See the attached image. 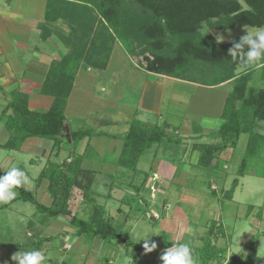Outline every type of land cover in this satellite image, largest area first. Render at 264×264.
Here are the masks:
<instances>
[{"label": "trees", "instance_id": "trees-1", "mask_svg": "<svg viewBox=\"0 0 264 264\" xmlns=\"http://www.w3.org/2000/svg\"><path fill=\"white\" fill-rule=\"evenodd\" d=\"M43 19L48 23L63 21L69 31L68 35L59 38L66 53L50 64L40 90L42 95L52 97L53 102L44 111L29 110L21 100L10 103L11 114L6 115L5 110L1 117L8 133V139L1 148L18 151L28 138H38L52 141L54 158L68 142L74 150L69 154V162L64 160L58 164L48 161V166L37 178V181H47L49 205L38 203L23 186L16 189L18 195L13 201L29 202L52 219L65 218L74 228L73 236L78 238L116 241L133 261L142 256L141 264H148L151 257L181 243H173L160 236V240H155L157 250L144 255L143 244L128 241L112 225L105 207L92 202L91 197H96L93 185L97 172L83 168L82 163L93 132L68 128L66 135L64 130L67 125L65 108L77 70L79 67H91L103 71L112 46L118 42L129 57L149 53L148 57H143L145 72L207 87L230 83L232 90L226 96L220 113L221 125L212 133L214 138L221 139V143L198 144L197 165L210 171L223 167L224 162L220 163L216 152H222L229 146L235 149L237 139L244 135L245 150L235 172L237 178L244 177L247 161L259 156L264 149V132L260 125L264 124V66H261L264 60L244 66L228 55L233 43L240 42V39L217 44L210 31H227L235 27L264 28V0H47ZM203 27L208 31L202 33ZM40 29L43 40L52 35L45 26ZM244 50L247 51L246 45ZM255 73L259 75L257 86L253 85ZM173 137L168 136L164 128L148 126L137 120L130 122L122 139L117 166L135 171L139 157L148 148L181 143ZM82 141H86L84 150L80 154L75 153V146ZM213 159H216V164L212 167ZM4 174L0 170V176ZM237 178L233 179L228 191H223L220 203L232 199ZM133 180L126 186L133 187L134 193L139 195L142 185L134 186ZM208 189L216 198L210 184ZM73 190L80 192L86 205H90L86 219L79 218L69 209ZM252 208L246 207L244 217H248ZM222 227L221 222L209 220L206 235L200 238L201 246L192 248L196 262L256 264L253 242L244 256L233 255L227 259L224 255L227 246L211 244V236L215 241L219 234L224 237ZM107 262L108 258H103L102 263Z\"/></svg>", "mask_w": 264, "mask_h": 264}, {"label": "rangeland", "instance_id": "rangeland-1", "mask_svg": "<svg viewBox=\"0 0 264 264\" xmlns=\"http://www.w3.org/2000/svg\"><path fill=\"white\" fill-rule=\"evenodd\" d=\"M17 6L19 11L27 14L31 13V11L35 14L41 13V7L37 2L31 3V1L29 2L28 0H21L17 3ZM42 15L44 17V12ZM58 22L66 26L63 21ZM246 30L254 33L258 28L235 27L227 31L212 30L210 32L215 38L218 35L224 36L225 39L221 42L224 44L240 39L243 35L247 34ZM207 31V27H203L201 30L202 33ZM57 37L60 38L61 35H57ZM53 38L56 39L54 36ZM56 40L57 42L53 45L59 46V49L55 53L49 52L46 45L42 44L40 41L37 40V42H34L36 43L34 45L36 50L35 52L33 51V45L29 49V52H31L30 54H32V57L30 56L29 58L30 61L35 60L36 52L41 53L44 52V50L47 53L45 54L46 58H49L50 54L60 56V54H62L61 52H63V48L60 44V40ZM115 45L116 44L112 46L113 50ZM113 50L111 52V59L114 52H116L119 57L122 58L123 66L132 69L135 67L137 70H143L145 65L143 57L149 56V53L146 52L139 56L128 57L120 43L116 45L114 52ZM121 51L123 55H121ZM16 52L20 51L17 50ZM22 54L26 56L25 52L20 53V55ZM130 60L132 64L129 62ZM38 62L40 63L41 60ZM35 65L38 66L39 64L34 62L31 67L35 68ZM112 66L113 65H111V68ZM2 68L3 67L0 66V115L5 110L6 112L8 110L10 113L11 109L8 108V105L14 101L21 100L26 106L28 104V92L23 89L20 76H16L15 79L10 80L6 77L7 75H1ZM114 68L118 69L122 68V66L118 62ZM125 71H127V68ZM152 79L154 80V76ZM6 80L7 82L4 83ZM163 81L160 82L162 86L159 84L162 89L159 90L160 101L157 111H146V98L144 101L145 105L141 106L142 102L139 104L141 96L139 97L138 91L137 93H133V96L135 94L131 99V101L133 100V106L129 108L126 107V112L124 111L121 114H112L108 112L113 106H110L109 100L104 97L102 90H98L100 85H94L95 82L93 81L92 83L87 82L83 85L85 89L80 90L81 97L78 96L81 101L75 100L76 98H73V96L71 98L73 99L70 101L72 107L66 112L69 115L68 121H70V125L74 129H90L93 132V136L89 139L91 142L107 139L110 141V144L111 142L114 144V142H122L123 138L121 137L127 132L126 129L129 128L130 125L129 121L132 123L137 120L148 126L164 128L166 134L173 137V129L179 130L181 123L183 124L181 118L183 119L186 117V119H191L193 125L203 129L200 134L191 131L193 136L190 138L184 137L187 140H192L189 144L199 143L202 145L208 143H221V139L219 137L214 138L215 134L213 135L212 133L217 131L221 125L222 121L219 117V110H221L222 102L220 98L227 95L226 92L230 89V83H228L226 87H223L222 91L215 90L217 94L214 90L199 89L193 91L188 104H181V106H178L175 103V106H173V108L171 107L173 111H170L169 106L172 100L170 95H173L172 92L176 91L173 87H169L168 90H163L165 89ZM99 82L101 84L106 83L107 85L108 79H103ZM253 85H259V75L257 73L254 75ZM152 89L154 92L157 90L156 86L152 87ZM74 91H77V89ZM218 92H222V94ZM151 97H153V101H155V94L151 95ZM93 98L100 100L98 101V105L100 106L95 103V99L93 100ZM141 107H144V110ZM82 111H84L83 116H81ZM125 121H127V123H125ZM125 124H127L128 127L125 128ZM260 125H262L261 131L264 132V124L262 123ZM166 128L170 130L168 131ZM174 138H176V136H174ZM39 141L44 144L39 143L38 146L42 145V148L49 151L52 141L48 139H40ZM85 142L86 141H82L79 145H76L75 152L83 151ZM245 143L246 137L242 135L237 139L235 149L229 146L222 152L217 151L216 153H218L220 163L221 161L224 162V166L219 167V169H213L212 171L202 170L197 165L196 160L190 162L186 159L188 155L182 158V156L179 155L182 148L180 144L176 143L166 144L165 147H167V150L164 149L163 145L160 147L158 146L159 149L157 146L148 148L145 153L139 157L135 171L131 170V168L120 169L117 166V159L115 161L117 153L113 152L111 147H106L102 152L100 151L97 156L94 155L91 158V162L87 163L91 169L97 171L95 185H93L96 197L92 196L91 200L105 207L107 216L111 218L112 225L130 242L143 244V241H140V239L143 238L147 230V234H151V239L154 241L162 236V239L165 238L173 243H189L191 248H199L202 244L200 238L206 235L209 220L212 219L219 224L220 222L222 223L225 235L223 237L219 234L216 241L214 237L211 236V244L216 247L227 246L226 252L224 253L225 259L233 255L244 256L248 246L253 242L256 249V264H264V149L259 156L247 161L245 170L246 175L237 178L235 174L236 167L240 165L242 160ZM192 146L189 145L188 149H192ZM73 150L74 148L70 149V151ZM0 151H3L0 152V157L3 153H9L3 149ZM155 151H157V154ZM33 154L36 153L11 152L10 156L16 158L13 166L17 163H25L29 158L34 157ZM61 154L62 157L65 156L64 152H61ZM69 154L70 153H67L66 155ZM48 155L49 154L46 152L43 156L36 158L37 162L35 169H26V174L30 177L31 182L23 185V188L30 191L40 204H44L47 190L44 180L37 181V178L40 172L48 166ZM159 159L167 162V165L170 164L173 166L177 170L176 174L171 180H166L170 172H165L163 169H160V171H158V181L156 180L155 184L150 185L152 178L149 179V177L152 176V171L156 170ZM51 160L52 158L50 157V161ZM56 160L59 161V159ZM5 161L4 157L0 160V170L3 172L8 168ZM66 161L68 162L69 160ZM7 163L9 165V162ZM215 164L216 162L212 163V167L215 166ZM234 178L238 179V184L234 189L232 199L230 201L224 200L220 203L219 198L222 199L223 191H228L231 188ZM131 180H133L134 186H143V181L147 180L145 187L140 188V191L145 195H136L133 187L126 186ZM208 184H210V190L216 193V198H213L211 191L208 189ZM147 187L150 189L149 194L147 193L149 190ZM221 188H223L222 192ZM47 197H49L48 194ZM5 204L8 206H3ZM249 206L253 207L251 213L248 217H244L246 207ZM69 209L72 213L77 214L79 218L86 219L90 205H86L85 201L81 198L80 192L73 190L69 201ZM70 230L74 233V228L65 218H49L45 214L40 213L35 206L29 202L17 200L8 203H0V264H17V262L11 260L14 253L32 250H39L44 254L46 257L44 264H55L56 258L58 262L60 259L62 260V258L59 254L57 257L54 256V258L50 260V250L53 249V251H56V247L58 248L61 245L62 240H67L70 245H73L76 239L78 241L77 243L84 242L82 246H76V243L71 251L66 244L62 247L63 250H69L67 253H62L64 256L67 254L69 255V257H65L64 259L66 264H72V262L76 264V261H72L71 257L75 253L82 252L83 246L90 252L89 257L92 253L95 255V253L98 252L100 258L109 257L114 260L116 264L142 263V256L133 261L130 255L125 253L126 250L116 241H103L99 239L91 241L89 238L86 239L85 237L79 240L78 237L73 236V233H68ZM185 240H190V242H185ZM80 248H82V250H80ZM162 254L163 251L156 254L157 259L151 260L150 258L149 262H151L149 264H162L160 260ZM81 259L82 257L80 256L77 260V264H82ZM194 259L196 261V258ZM223 263L224 261L220 264ZM196 264L198 263L196 262ZM209 264H214V262Z\"/></svg>", "mask_w": 264, "mask_h": 264}, {"label": "crops", "instance_id": "crops-1", "mask_svg": "<svg viewBox=\"0 0 264 264\" xmlns=\"http://www.w3.org/2000/svg\"><path fill=\"white\" fill-rule=\"evenodd\" d=\"M20 1L21 0H0V66L3 67L1 75H3V74L7 75L6 77L10 80L15 79L16 76H18V77L20 76V80H22V83H23L22 87L26 92H28L27 108L29 110H32V111H44L51 106V104L53 102V98L50 96L42 95L40 93L41 84H42L43 80H45V77L48 73L50 64L53 61H58L65 54L66 48L62 44V42L60 41V44L62 45V48H63V52H61L62 54H60V56L50 54V57L46 58L45 54H47V53L44 50V52H41V53L36 52V54H35L36 58H35V60L31 59L32 61H30V59H29L30 56L32 57V54H30L31 52H29V49L32 47V45L34 47V45L36 44L34 42H37V40H38L42 44L46 45L49 52L55 53L59 49V46L53 45L55 42H57L56 39H59L57 37V35L66 36V35H68L69 31H68L67 27L65 25H62L60 22L48 23V22L44 21L42 13L45 10L47 0H28L29 2L31 1V3L37 2V4L41 7V13L40 14H35V13H33V11H31V13H28V14L19 11L17 8L18 7L17 3H19ZM42 25L45 26L46 28H48L49 30H51V32H52V35L50 37H48L46 40H43L41 37L42 31L40 28ZM53 36L56 37V39H54ZM56 44H58V43H56ZM115 44L117 45L118 43H115ZM116 45L114 47V50L116 48ZM17 50L20 52H16ZM35 50H36V48L34 47L33 51L35 52ZM112 50H113V48L111 49V52H112ZM114 50H113V52H114ZM21 52H25L26 56H24L23 54L20 55ZM111 55L112 54L110 53V57H109L107 66L103 71L96 70V69H93L91 67H87V68L79 67V69L77 70L75 80L73 83V87H72V90H71L70 95L68 97L66 108H65V114L67 117V125L65 126L64 130H65L66 135H67L68 128L74 129L73 127H71L70 121H68L69 115L66 113L67 110H69L70 107H72V105L70 104L71 103L70 101H72L73 99H71V98L73 96V98H76L75 100L81 101V99L79 98V97H81L80 90L85 89L83 85L86 84L87 82L92 83V81H93V82H95L94 85H97V84L100 85L98 87V90L99 89L102 90L104 97L107 100H109L108 102L110 103V106H113L108 111L112 114H114V113L115 114L116 113L121 114L124 111L126 112V110H127L126 107L129 108V107L133 106L132 105L133 100L131 101V99L135 96V94L133 96V93H137L138 91H139V97L141 96L140 100H139V104L142 102L141 106L145 105L144 101L146 98L147 99V104L145 106L146 111H150V112L154 111V110L157 111L159 101H160L159 90L162 89V88H160V85L162 86V84L160 82H162L163 80H165V81H163V86L165 85V89H163V90H166V89L168 90L169 87H173L174 90L176 91V92L173 91L172 92L173 95H170L172 97V100H171V103L169 106L170 111L171 110L173 111L172 108H173V106H175V103L178 106H181V104H188L190 96H191L193 91H197L199 89L210 90V91L214 90V92H215V90L222 91V88L226 87V85L228 84V83H224V84H221L219 86L207 87V86H202V85L192 83V82H188V81L168 78L165 76H159V75L155 76L154 74L147 73L141 69L137 70V69H135V67L132 69V68H128V67L123 66L122 58L119 57V55L116 52H114L112 59H111ZM121 55H123V52ZM38 59L41 60L40 63L38 62L39 61ZM110 59H111V61H110ZM36 60H38V61H36ZM109 61H110V63H109ZM34 62H37L39 64L38 66L35 65V68L31 67V65ZM116 62L117 63L119 62V64L122 66V68H118V69L114 68L115 65L117 64ZM129 62L132 64L131 60ZM111 65H113L112 68H111ZM126 68H127V71H125ZM153 76H154V80L152 79ZM103 79H108L107 85H106V83H104L105 84L104 85V84H101L99 82V81H102ZM6 82H7V80L4 81V83H6ZM154 86H156V89H157V90H155L156 92H154V90L152 89V87H154ZM75 89H77L78 92L74 91ZM3 90H5V89H3ZM231 90H232V87L230 84V89H229V91L226 92L227 95L231 92ZM218 93L222 94V92H218ZM153 94H155V97H156L155 101H153V97H151V95H153ZM227 95H225V97L220 98L221 102H222L221 110L223 108L224 101H225V98ZM94 99H95V103L98 105V101H100V100L93 98V100ZM95 103H93V104H95ZM90 105L93 106L92 104H90ZM98 106H100V105H98ZM141 108L144 110V107H141ZM38 109H41V110H38ZM221 110H219L220 113H221ZM3 112L0 115V131H1L0 132V150H2L1 146L3 144H5V142L8 139V133L6 132L5 127H4V118L1 119ZM10 113H11V111H10ZM10 113L7 111L6 115H9ZM83 115H84V111H82V113H81V116H83ZM219 117H220V115H219ZM187 118H188V116H187ZM181 120H182L183 124L181 123L180 129L179 130L173 129L174 131L172 134V136H176V139L180 140V142H181L180 146H181L182 150L180 151L179 155H181L182 158H185L188 155V157L186 159H188L190 162L192 160L197 161L198 160L197 146L199 143L198 144L192 143L193 144V146H192V144H189L192 140L190 141V140H187L185 138H187V137L190 138L191 136H193L191 131L193 133L196 132V133L200 134V132H202L201 130H203V129L198 128L197 126L193 125L192 124L193 122H191V119H186V117H185L183 119L181 118ZM125 123H127V121H125ZM129 123H130V121H129ZM115 124H113V125H115ZM126 127H128L127 124H125V128ZM166 130L169 131L170 129L166 128ZM211 130L215 131L213 129H211ZM126 131H128V128L126 129ZM207 131H209V130H207ZM123 136L121 138H123ZM183 138H184V140H183ZM39 140L40 139H38V138H28L27 140L24 141V143L22 144L21 148L18 151H9V150L3 149L5 151L9 152V153H3L0 157V160L3 157H4V160H6L5 162H6V165L8 166L7 170H9L15 164V160H16L15 157L10 156L11 152H14V153H17V152L36 153V154H33L34 157L29 158L28 161L23 163L24 165L22 163L21 164L17 163L15 165L16 167L21 165L19 168H21L25 172H26L27 168H28V170L29 169H35L36 168L35 165L37 162L36 158L43 156L44 153H46V152H47V154H49L48 155L49 161H50V157L52 158V160L50 162H56L59 164L64 160L70 161V156L66 155L67 153H71L70 149L72 147L69 145V142H68V144L63 145V147L59 151L58 156L56 158H54V157H52V153H51V148H52L53 143H51L49 151H46L44 148H42V145L38 146L39 143L44 144V143L40 142ZM109 142L110 141H108L107 139L96 140L93 142H91V140H89V142L87 144V148L84 151L85 154L83 153L84 162L82 163V167L85 169H89V170L97 172L96 170L91 169L87 163L91 162V158L94 155L97 156L98 153L100 151L102 152L103 149L106 147H111L113 149V152L117 153V156L115 157V161H116V159L118 160L117 157H119V155H120L121 148H122V142H118V143L114 142V144L112 142L110 144ZM185 144H188V145H185ZM208 144H210V143H208ZM162 145H163L164 149L167 150V147H165L166 144H161V145H159V147ZM189 145L192 146V149H188ZM157 148H158V146H157ZM97 149H100V150H97ZM0 152H3V151H0ZM61 152H64L65 156L62 157ZM81 152L82 151H79V154ZM155 152L157 154V151H155ZM85 157H88V158H85ZM56 159H59V161H57ZM7 162H9V165ZM167 162H164L161 159H159V161L157 162V165H156V170L152 171L153 172L152 176L149 177V179L152 178L150 185L155 184V181L157 179H159L158 171H160V169H163L165 172H170L169 177H167L166 180H171L175 176L177 170L173 166H171L170 164L167 165L168 164ZM146 177H148V176H146ZM146 182H147V180L146 181L144 180L142 187H145ZM44 183H45V187H47V181L46 180H44ZM147 188L149 189V187H147ZM147 193L148 194L150 193V189L147 191ZM47 194L48 193L46 191V193H45L46 197H45L44 204H43L46 206L51 203V199H50V197H47ZM140 194L145 195L141 191H140ZM68 233L70 234L73 232H72V230H70V232H68ZM80 239L81 238H79V240ZM190 240H185V242H190ZM74 242L75 243H73V245H70L67 242V240L66 241L62 240L61 245L58 248L56 247V251H53V249L50 250V253H51V257L49 256L50 260H52V258H54V256L57 257L60 254V257L62 258V260L60 259L58 262L57 258H56V263L57 264H66V261H64V259H65V257H69V255L67 254L66 256H64L63 254L69 252V250L70 251L72 250L73 246L78 242L77 239ZM82 243H84V242L82 241ZM82 243H77L76 246L77 245L82 246ZM65 244H66V246L69 247L68 251L62 249L63 245H65ZM92 246H93V244H92ZM92 246H91V248H92ZM82 248H83L82 252L75 253L74 255H72V257H71L72 261L73 260L76 261V264H77V260L81 256L82 257V259H81L82 264H103L102 263L103 258H100V254L98 252H96L97 254L95 253V255H94V253H92L91 256L89 257L90 252L88 250H86V248L84 246ZM82 248H80V250H82ZM156 257L157 256L151 257V260L155 259ZM105 258H108L107 263L116 264V262L114 260H112L111 258H109V257H105ZM73 263L74 262H72V264Z\"/></svg>", "mask_w": 264, "mask_h": 264}, {"label": "clouds", "instance_id": "clouds-1", "mask_svg": "<svg viewBox=\"0 0 264 264\" xmlns=\"http://www.w3.org/2000/svg\"><path fill=\"white\" fill-rule=\"evenodd\" d=\"M247 34L240 38V42H234L229 49L228 55L238 59L244 66H252L257 61L264 60V28L256 30L254 33L246 30ZM224 36L216 37L217 44L223 42ZM245 45L247 51L244 50ZM264 66V65H261ZM30 178L24 170L13 166L0 176V203L13 201L18 192L16 189L29 184ZM151 234H146L140 241H143L144 255H148L158 248V243L151 239ZM139 241V242H140ZM17 264H44L46 257L39 250L18 251L11 257ZM162 264H196L193 249L189 243H181L166 248L160 256Z\"/></svg>", "mask_w": 264, "mask_h": 264}, {"label": "water", "instance_id": "water-1", "mask_svg": "<svg viewBox=\"0 0 264 264\" xmlns=\"http://www.w3.org/2000/svg\"><path fill=\"white\" fill-rule=\"evenodd\" d=\"M216 162V159H214L213 161H212V163H215Z\"/></svg>", "mask_w": 264, "mask_h": 264}]
</instances>
